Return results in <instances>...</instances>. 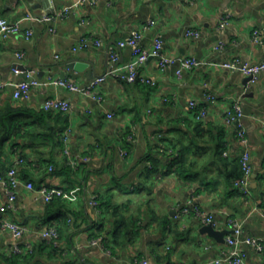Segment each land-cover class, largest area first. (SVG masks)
<instances>
[{
    "label": "crops",
    "instance_id": "crops-1",
    "mask_svg": "<svg viewBox=\"0 0 264 264\" xmlns=\"http://www.w3.org/2000/svg\"><path fill=\"white\" fill-rule=\"evenodd\" d=\"M78 1L0 0V18L20 20L23 33L33 30L29 39L23 33L0 35V79L8 83L0 91V111L7 105L39 110L47 97L67 99L71 105L58 123L67 141L54 151L58 166L53 170L42 164L41 154L27 139L19 138L16 146L7 141L0 150V175L24 152L31 163L20 167L22 178L34 181L35 189L43 184L64 188L70 225L62 218L45 220L68 209L50 207L38 191L20 187L12 201L0 184V219L25 225L22 240L35 244L33 254L11 257L10 247L20 240L0 229V264H132L135 257L148 258V264H206L228 250V218L242 222L241 239L264 238V71L255 82L244 83L242 72L222 66L235 57L264 61V45L252 39L254 29L264 36V0ZM69 6L66 16H56ZM27 14L55 18L27 19ZM223 19H227L225 25H221ZM187 28L198 29L200 35L187 36ZM135 31H141L148 48L159 38L160 55L176 60L165 68L158 65V57L146 61L140 71L155 85L129 83L114 74L101 85L102 102L51 84L33 88L28 98L13 96L14 83L22 78L13 71L16 64L34 70L42 81L53 75L86 85L132 60V48L117 44ZM83 36L98 39L100 45L91 41L74 51ZM111 47L118 52L115 62L109 57ZM17 52H23L21 59L17 60ZM188 56L199 64L177 75L178 61ZM73 60L84 66L70 68ZM207 92L215 94L216 102L205 99ZM191 100L205 110L204 120L196 119ZM234 101L244 110L242 123L253 161L247 196L227 183L244 148L234 130L224 124L225 111ZM37 145L43 147L44 155H51L48 142ZM179 150L184 174L166 173ZM221 151L227 155H220ZM149 156L154 157L153 163ZM66 164L73 176L61 169ZM101 194L111 197V204L120 207L126 220L139 217L133 242L115 243V218L91 203ZM183 206L213 212V227L226 231L224 241L203 233L204 224L194 215L175 219ZM51 223L60 227L57 242L43 241L38 233ZM99 224L102 230L91 236ZM98 238L104 245L92 243ZM242 246L244 264H264V250L260 253L244 242Z\"/></svg>",
    "mask_w": 264,
    "mask_h": 264
},
{
    "label": "built area",
    "instance_id": "built-area-1",
    "mask_svg": "<svg viewBox=\"0 0 264 264\" xmlns=\"http://www.w3.org/2000/svg\"><path fill=\"white\" fill-rule=\"evenodd\" d=\"M89 2L94 4L96 0H79L77 4ZM71 7H65L56 16L64 17L66 16ZM27 19H37L41 21H48L55 18V15H44L35 16L33 14H27L25 16ZM152 20L150 24H153ZM227 19L222 20L221 25H225ZM23 33V28L21 21H8L6 18H0V35L3 38L8 37L11 34ZM24 36L29 39L33 35V30L28 28L24 31ZM187 36H199L200 31L196 28H187ZM252 39L256 44L264 45V36L261 34L259 29H254L252 34ZM94 43L95 45H100V41L91 36H83L80 38L78 45L73 48L74 51L83 49L89 43ZM130 46L132 48L133 58L131 61L127 62L124 66L119 68H111L105 74L97 76L92 79V81L86 85H80L68 78L55 77L53 75H48L45 81H42L34 70L23 69L20 65L16 64L13 71L16 75H21L22 78L14 83L13 96L16 99L28 98L33 88L39 87L45 84H51L57 87H62L70 91L78 92L84 96L91 97L97 101H103L104 96L101 91V85L106 80L108 75L117 74L122 80L129 83H142L155 85V80L144 75L140 69L146 63L150 57H158V65L161 68H165L167 65H172L176 62L175 59L167 56H161L160 51L162 48V41L157 38L151 48L146 47L142 43V33L141 31L133 32L127 39H122L118 42L117 47ZM110 60L115 62L118 59V52L116 47H111L108 50ZM17 60L23 57V52L16 53ZM59 57V55H56ZM179 68L176 70L177 75H181L183 70L196 67L199 62L195 57H183L180 58ZM222 66L231 70H238L242 72L246 77H251L249 82H255L261 72L264 71V61L258 63H252L249 61L242 60L241 58L235 57L222 63ZM7 82L0 79V91L6 88ZM205 99L214 103L216 102L215 94L211 92L205 93ZM191 109L195 110V117L197 120H204L206 116L205 110L199 107L196 100H191L189 102ZM41 108L46 111H52L57 113H67L70 108V102L67 99L59 97H47L43 100ZM197 109V110H196ZM108 116H112L109 114ZM244 116V110L239 101H234L233 104L228 107L224 114V124L232 128L235 132L237 140L244 145L243 150L238 155V161L241 168V175L236 177L233 184L238 188L242 195H249L250 193V183L251 175L253 172V161L251 152L248 148V137L244 125L242 123V117ZM262 131L264 133V121L261 124ZM62 140L64 143L67 141V135L64 132L62 134ZM64 151L68 152L67 149ZM126 155V151L122 152ZM227 155V152H223ZM25 164V159L22 156L16 161V164L11 166L5 173L0 175V184L6 190L10 200L16 199L17 189L20 187H25L27 190H36L42 194L45 202H50L56 197H66L64 188L61 187H50L48 185H41L39 188L35 189L34 182L30 179H24L20 175V167ZM53 166L50 165V171L53 170ZM93 205L98 204L96 199L91 202ZM188 215L196 216L200 222L204 225L212 224L215 225V214L211 211H207L198 206H183L180 211L175 215V219H181ZM228 228L231 233L226 236V243L228 244V250L224 253L222 257H216L212 261L206 264H244L246 260V251L242 246V243H247L255 248L256 251L262 252L264 250V238L261 236H248L245 239H241L243 232L242 222L237 218H228L226 221ZM0 229L3 231H8L16 239L20 240L10 247V255H27L32 254L35 251V244L30 240H22L26 234L27 228L22 223L9 219H0ZM39 236L47 241L57 242L59 239V230L55 223L44 225L39 230ZM102 239H92L93 244H103ZM149 260L146 257H135L132 264H148Z\"/></svg>",
    "mask_w": 264,
    "mask_h": 264
},
{
    "label": "trees",
    "instance_id": "trees-1",
    "mask_svg": "<svg viewBox=\"0 0 264 264\" xmlns=\"http://www.w3.org/2000/svg\"><path fill=\"white\" fill-rule=\"evenodd\" d=\"M65 113H57L52 111H46L43 109L35 110L34 108L29 107H23V106H13V105H7L3 110L0 111V150L4 148V144L7 141H12L13 145L16 146L19 143V138L22 140H29L31 141L30 147H34L39 152L40 161L42 164L47 166V168L52 165L54 168V165H57V163L54 161V151L55 149L61 148L64 143L62 141V134H63V128H60L58 123H60V119H63ZM57 122V126H56ZM48 142L51 146V155L46 156L42 152L41 146H38L37 144H45ZM29 147V146H28ZM21 156L25 159V163L30 164V160L28 159V155L24 152H21ZM223 151L220 152V155H222ZM173 154V153H172ZM183 154L182 150H179L178 154L173 155V158L171 159L166 173L175 171L179 175H183L185 172L184 166H183ZM222 159V158H221ZM148 160H151V163L154 162V157L149 156ZM226 160V159H222ZM58 166V165H57ZM53 168V169H54ZM65 172H68L70 176H73L71 174V167L68 166V164L63 165L61 168ZM8 169H6L3 173H5ZM235 172H233L230 176L227 177V183L231 185L233 184V181L236 177L241 175V168L239 162L234 166ZM1 173V174H3ZM28 179V178H27ZM76 181V180H74ZM34 182V181H33ZM35 183V182H34ZM138 187V192H139ZM150 191V190H149ZM236 191L238 193H241L238 188H236ZM98 204L97 207L102 212H107L115 218V228L113 231V238L116 244H120L123 242H133L135 237L138 235L139 231V217L133 218L131 217L130 221L122 216L119 213L120 207L117 205L111 204L112 202L111 197H106L105 195L101 194L99 197L96 198ZM59 206V209H68L65 211H62L60 214L56 215L55 217H45V220H53L56 219L57 222L59 219H63L66 224L70 225V212L69 207L67 206L64 198L62 197H56L52 201H50L49 206L52 207ZM49 207V208H50ZM119 215V216H118ZM46 221V222H47ZM56 223V222H55ZM59 234H60V227L56 224ZM103 225L97 226V231L92 233L91 236H95V234L99 231H101ZM46 241L47 240H44ZM34 253V252H33ZM32 253V254H33ZM29 255V254H27ZM27 255H17V256H27ZM15 255H11L13 257Z\"/></svg>",
    "mask_w": 264,
    "mask_h": 264
},
{
    "label": "water",
    "instance_id": "water-1",
    "mask_svg": "<svg viewBox=\"0 0 264 264\" xmlns=\"http://www.w3.org/2000/svg\"><path fill=\"white\" fill-rule=\"evenodd\" d=\"M68 66L70 68H75V69L79 70L84 66V63L73 60V61H70ZM62 78H63V76H62ZM250 79H251V77H246L244 80V83L249 82ZM201 231L203 233H208L209 235L216 238L218 241H224V235H225L226 231H219V230L215 229L212 224L204 225L201 228ZM230 232H231V230H230Z\"/></svg>",
    "mask_w": 264,
    "mask_h": 264
}]
</instances>
